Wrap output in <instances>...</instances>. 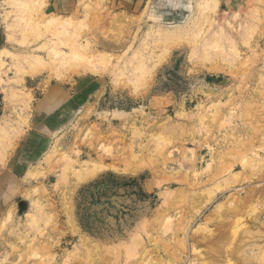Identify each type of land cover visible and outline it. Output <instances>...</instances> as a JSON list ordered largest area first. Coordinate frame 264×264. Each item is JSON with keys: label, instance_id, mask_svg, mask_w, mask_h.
<instances>
[{"label": "rangeland", "instance_id": "1", "mask_svg": "<svg viewBox=\"0 0 264 264\" xmlns=\"http://www.w3.org/2000/svg\"><path fill=\"white\" fill-rule=\"evenodd\" d=\"M47 1L2 3L0 264H264V0ZM51 83L75 96L15 168Z\"/></svg>", "mask_w": 264, "mask_h": 264}, {"label": "crops", "instance_id": "2", "mask_svg": "<svg viewBox=\"0 0 264 264\" xmlns=\"http://www.w3.org/2000/svg\"><path fill=\"white\" fill-rule=\"evenodd\" d=\"M121 1L122 3L128 4L131 2L134 3L135 1L137 2L138 0ZM2 3L3 0H0V52L7 50L6 47L9 43L6 27L7 21L4 19ZM77 3L78 0H48L46 8L52 10V12L56 14L62 15L68 13L69 11L67 10L69 8L75 10L78 7ZM87 84H91V81H88L83 87L79 86L76 89L77 93L88 86ZM71 90H74L72 86L66 87L64 85L51 83L45 87L41 96L31 104L26 116L27 125L25 124L23 128V130L25 129L26 131L23 137L25 143L23 147H27V149H25L18 157V160H16L15 168L26 166V163L31 164L46 152L49 145V138L56 130L54 125L57 122V118L61 117L64 112V106L75 96V91L72 92ZM6 111V103L2 98L0 101V126L2 127V122H4L7 113ZM21 144L22 142L20 145ZM15 149L16 148H13L11 151L5 149V152L1 151L3 155L0 156V175L5 171L4 169L9 171L10 159H12V153L16 151ZM6 153H9V155Z\"/></svg>", "mask_w": 264, "mask_h": 264}, {"label": "bare ground", "instance_id": "3", "mask_svg": "<svg viewBox=\"0 0 264 264\" xmlns=\"http://www.w3.org/2000/svg\"><path fill=\"white\" fill-rule=\"evenodd\" d=\"M212 1V0H211ZM214 2V1H213ZM212 3V2H211ZM215 4V3H214ZM215 6V5H214ZM188 29H190V28H188ZM152 31V30H151ZM183 31V30H182ZM159 32V31H158ZM181 31H168V32H162V33H160V37H162V39L161 40H163L162 41V43H163V48L164 49H168V45H169V47H170V44H166V43H170V41H165V40H167L168 38H171V37H175L176 36V38H177V36L178 35H180L181 33H180ZM159 34V33H158ZM187 36V35H186ZM185 36V37H186ZM179 41V43H180V39L181 38H177ZM177 39H175V41L177 40ZM183 40H185V38L183 39ZM158 42V41H157ZM178 42H177V44H178ZM174 44H176V42L175 43H171V45L173 46ZM188 44V43H187ZM193 44H195V43H193ZM158 46V45H157ZM167 51V50H166ZM165 54V53H164ZM163 55V54H162ZM140 57V56H139ZM138 57V58H139ZM159 59V58H158ZM140 60L141 61H143L142 60V58L140 59L139 58V63H140ZM159 61V60H158ZM138 61H136V63H137ZM144 62V61H143ZM157 62V61H156ZM50 66H51V64H50ZM38 68H39V66H37ZM36 67V68H37ZM76 67V66H75ZM82 67V66H81ZM130 67V66H129ZM138 67H140V65L138 66ZM35 67H33V69H34ZM42 68H45V66L44 67H42ZM46 69V68H45ZM50 69V68H49ZM89 69H91V68H89ZM133 69V68H132ZM32 70V69H31ZM30 70V74H33V73H35L36 71V69L35 70H33V71H31ZM39 70V69H38ZM42 71H43V69H41ZM82 70V69H81ZM92 70V69H91ZM130 70V69H129ZM35 71V72H34ZM134 72V71H133ZM144 72V71H143ZM144 74H146L145 72H144ZM1 128H2V126H0ZM0 128V129H1ZM2 131V132H1ZM0 131V156L1 155H3V153L1 152V151H3V152H5L4 150L7 148V142H5L4 141V138L6 139V137L5 136H7L6 134H5V131L3 132V129ZM15 135V134H14ZM9 138V137H8ZM10 147V146H9ZM131 147V146H130ZM129 147V148H130ZM126 149V148H125ZM109 151V150H108ZM132 151V150H131ZM130 151V152H131ZM129 152V153H130ZM108 154V153H107ZM127 154V153H126ZM97 156V155H96ZM98 157V156H97ZM120 157H121V154H120ZM1 158V157H0ZM3 158V157H2ZM127 158H129V157H127ZM136 158V157H135ZM117 159H119V158H115V160H117ZM126 159V158H125ZM126 162H127V160H126ZM69 163V162H68ZM111 163V162H110ZM76 164V163H75ZM88 164H90V163H85V164H81V168H80V172L77 174V178L76 179H78V180H86V179H88L89 177H91V176H93L94 174H95V167H97V168H100V165H97V166H95L96 164H90V165H88ZM137 165L139 164V163H136ZM127 165H128V167H129V165H130V162L129 163H127ZM69 166V165H68ZM70 166H71V164H70ZM136 166V165H135ZM106 168V167H105ZM136 168H138V166H136ZM101 169V168H100ZM82 170V171H81ZM96 170H98V169H96ZM79 171V170H78ZM78 171H76V172H78ZM33 173V172H32ZM31 174V173H30ZM74 176V175H73ZM76 177V176H75Z\"/></svg>", "mask_w": 264, "mask_h": 264}]
</instances>
